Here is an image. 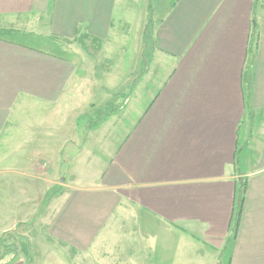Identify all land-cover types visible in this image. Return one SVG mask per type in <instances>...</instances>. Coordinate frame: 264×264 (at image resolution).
I'll return each instance as SVG.
<instances>
[{
	"label": "crops",
	"instance_id": "obj_1",
	"mask_svg": "<svg viewBox=\"0 0 264 264\" xmlns=\"http://www.w3.org/2000/svg\"><path fill=\"white\" fill-rule=\"evenodd\" d=\"M127 2L0 0V32L38 28L47 40L106 43L136 18ZM161 4L141 32L151 31L153 68H169L162 85L114 153L91 162L101 175L62 186L47 235L68 252L63 264H224L226 256V264H264V0ZM76 70L63 56L0 38V174L10 118L39 108L24 127L40 140L43 110L76 95ZM44 158L31 163L42 176ZM2 232L0 214V255Z\"/></svg>",
	"mask_w": 264,
	"mask_h": 264
},
{
	"label": "rangeland",
	"instance_id": "obj_2",
	"mask_svg": "<svg viewBox=\"0 0 264 264\" xmlns=\"http://www.w3.org/2000/svg\"><path fill=\"white\" fill-rule=\"evenodd\" d=\"M166 1L128 0V9L136 18L133 15L127 32L111 34L106 43H91L81 37L47 40L38 28L17 35L4 33L8 38L73 61L79 81L76 80V95L70 102L62 107L50 105L43 110L49 125L47 130L38 129L42 132L40 140L34 127L28 130L24 127L26 120L34 125L39 108L27 118L20 115L16 119L14 114L10 118L6 130L10 138L7 144L4 140L2 144L8 159L4 161L5 171L0 174V194L3 195L0 199L3 231L0 264L13 260H23L25 264H63V258H68V252L47 235L57 211V198L66 192L64 184L89 186L101 175L98 174L99 164V167H90L91 162L95 158L105 162L114 153L160 89L169 68L167 64L153 68L151 39L145 40L141 25L157 19L162 12L161 3ZM124 4L122 2V6ZM143 13L144 19L139 16ZM138 17L142 23L140 20L134 24ZM146 35H151L150 29ZM142 41L145 51L139 62ZM125 105L127 108L122 112ZM99 123L97 130L90 128ZM41 156L50 160L49 175H39L31 167L32 160L37 162ZM227 259L228 256L224 264Z\"/></svg>",
	"mask_w": 264,
	"mask_h": 264
},
{
	"label": "trees",
	"instance_id": "obj_3",
	"mask_svg": "<svg viewBox=\"0 0 264 264\" xmlns=\"http://www.w3.org/2000/svg\"><path fill=\"white\" fill-rule=\"evenodd\" d=\"M257 2H260V0H257ZM147 33V32H146ZM145 33V34H146ZM4 36V33H1L0 32V38L1 37H3ZM148 38H149V36L148 35H146V37H145V40H148ZM146 42V41H145ZM113 112V111H112ZM112 112L111 113H108V114H112ZM104 119H105V117H104ZM100 126V123L98 124V125H96V126H91L90 128H92V127H95V129L96 128H98ZM244 191H245V185H244V183L242 184V187H241V199L243 200L244 199Z\"/></svg>",
	"mask_w": 264,
	"mask_h": 264
}]
</instances>
